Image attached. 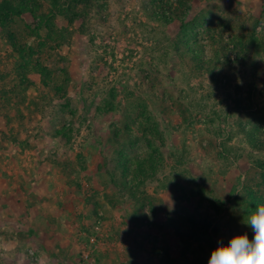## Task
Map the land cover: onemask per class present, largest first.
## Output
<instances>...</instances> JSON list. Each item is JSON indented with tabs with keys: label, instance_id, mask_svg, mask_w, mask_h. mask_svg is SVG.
I'll return each instance as SVG.
<instances>
[{
	"label": "rangeland",
	"instance_id": "1",
	"mask_svg": "<svg viewBox=\"0 0 264 264\" xmlns=\"http://www.w3.org/2000/svg\"><path fill=\"white\" fill-rule=\"evenodd\" d=\"M37 2L10 27L53 72L22 76L0 32V264H208L253 233L264 0H91L52 40Z\"/></svg>",
	"mask_w": 264,
	"mask_h": 264
},
{
	"label": "trees",
	"instance_id": "2",
	"mask_svg": "<svg viewBox=\"0 0 264 264\" xmlns=\"http://www.w3.org/2000/svg\"><path fill=\"white\" fill-rule=\"evenodd\" d=\"M38 3V2H37ZM37 8L29 5L28 0H2L0 2V32L2 34L9 37V40L11 42L12 47L14 48V51L19 53L20 55V64L18 66V71L22 76H25L32 73V72H41L43 74L49 72L50 74L52 69H49L48 67L41 66L39 62L36 61L35 58V50L42 51L44 46L40 47L38 46L35 48L29 43H19L16 41V39L13 36L12 29H11V22L14 17H21L25 13H31L33 16H35L37 10L41 8L43 5L37 4ZM91 0H67L64 2H58L57 0H54L52 4V9H50L47 13H42L44 15V22L37 24L35 34L38 37H42V34L39 32L42 28L46 27L47 33L44 37H47L48 39L52 40L55 37L52 36L55 20H57L58 16H66L67 19L71 22V24H74L76 27H78L81 31H86V25L87 20L86 17L88 16L90 9H91ZM165 18V17H163ZM168 21V20H167ZM48 24V25H47ZM57 25V24H55ZM59 26V25H57ZM186 27V24L184 25V28ZM67 29L64 27H60L58 31H55V33L60 34L61 32H66ZM59 36V35H57ZM42 41L46 42V39H43ZM257 42V39L255 35L251 39V43L255 44ZM24 62V64H23ZM48 76V75H46ZM27 81V85L23 83L21 86L27 87L32 82L27 78H25ZM257 147L262 148V145H257ZM123 161V165L125 164ZM183 161H181L182 163ZM142 167V166H141ZM125 169L127 173L124 175L125 178L129 175L130 167L128 169V165H125ZM146 174V171H143V174ZM146 176V175H145ZM127 181V180H126ZM125 181V182H126ZM200 186V185H198ZM199 191L201 194H204V189L200 186ZM238 198V197H237ZM211 203L216 206L218 200L217 199H210ZM193 214V213H192ZM190 217V221L193 223H196L197 219L196 216L193 214ZM250 237L254 236L253 233H248Z\"/></svg>",
	"mask_w": 264,
	"mask_h": 264
},
{
	"label": "clouds",
	"instance_id": "3",
	"mask_svg": "<svg viewBox=\"0 0 264 264\" xmlns=\"http://www.w3.org/2000/svg\"><path fill=\"white\" fill-rule=\"evenodd\" d=\"M246 224L254 236L239 234L227 244L221 240L208 264H264V204L257 207Z\"/></svg>",
	"mask_w": 264,
	"mask_h": 264
},
{
	"label": "built area",
	"instance_id": "4",
	"mask_svg": "<svg viewBox=\"0 0 264 264\" xmlns=\"http://www.w3.org/2000/svg\"><path fill=\"white\" fill-rule=\"evenodd\" d=\"M90 240H91V243H92V244H95V243L97 242V237H96V236H95V237H92V238H90ZM84 256H85L86 258H88V257L90 256V251L85 252V253H84Z\"/></svg>",
	"mask_w": 264,
	"mask_h": 264
}]
</instances>
